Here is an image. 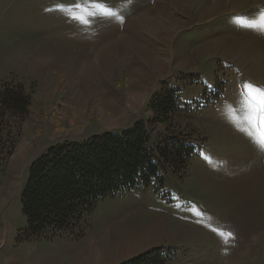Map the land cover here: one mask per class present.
I'll use <instances>...</instances> for the list:
<instances>
[{"label": "rangeland", "instance_id": "374dc122", "mask_svg": "<svg viewBox=\"0 0 264 264\" xmlns=\"http://www.w3.org/2000/svg\"><path fill=\"white\" fill-rule=\"evenodd\" d=\"M262 13L264 0H0V91L19 83L30 97L25 113L0 100L10 208L26 221L21 189L48 146L149 123L151 99L174 82L182 109L153 142L198 152L175 172L156 150L160 190L101 200L81 243L124 232L118 258L162 246L174 252L165 264H264V151L241 130V86L264 88Z\"/></svg>", "mask_w": 264, "mask_h": 264}, {"label": "trees", "instance_id": "16d2710c", "mask_svg": "<svg viewBox=\"0 0 264 264\" xmlns=\"http://www.w3.org/2000/svg\"><path fill=\"white\" fill-rule=\"evenodd\" d=\"M194 77L187 79L191 82ZM4 85L1 104L16 113H25L29 94L25 87ZM1 90V87H0ZM183 86L165 82L150 102L154 117L146 123L136 121L119 131L92 134L84 140H65L48 146L29 165L21 191L26 226L19 240H31L68 234L82 237L90 225L92 213L106 197L123 191L155 188L165 182L156 150L175 169L183 171L198 147L177 137L153 142V126L168 123L182 109ZM151 125V126H150ZM14 148L10 143L8 152ZM180 174V172L178 173ZM171 248H150L120 264H165L173 258Z\"/></svg>", "mask_w": 264, "mask_h": 264}, {"label": "crops", "instance_id": "0c3cea01", "mask_svg": "<svg viewBox=\"0 0 264 264\" xmlns=\"http://www.w3.org/2000/svg\"><path fill=\"white\" fill-rule=\"evenodd\" d=\"M0 190V264H120L146 249L123 258L116 246L120 241L128 242L127 235L118 232L100 233L85 244L80 238L68 234L54 237L19 240L18 233L26 226L20 212L10 208L7 186ZM22 191V189H21ZM22 205V204H21ZM92 223V217L91 222ZM89 225V226H90ZM88 229V228H87ZM149 247H147L148 249ZM105 251V253H104Z\"/></svg>", "mask_w": 264, "mask_h": 264}, {"label": "snow or ice", "instance_id": "6c2138e0", "mask_svg": "<svg viewBox=\"0 0 264 264\" xmlns=\"http://www.w3.org/2000/svg\"><path fill=\"white\" fill-rule=\"evenodd\" d=\"M261 19L264 22V13L261 14ZM241 87L242 102L247 109L246 126H241V130L264 151V88L247 82Z\"/></svg>", "mask_w": 264, "mask_h": 264}, {"label": "built area", "instance_id": "2783aa9c", "mask_svg": "<svg viewBox=\"0 0 264 264\" xmlns=\"http://www.w3.org/2000/svg\"><path fill=\"white\" fill-rule=\"evenodd\" d=\"M3 246V243L2 242H0V248Z\"/></svg>", "mask_w": 264, "mask_h": 264}]
</instances>
